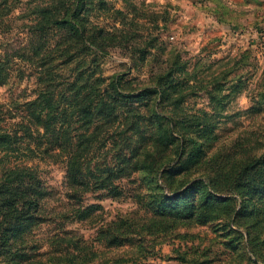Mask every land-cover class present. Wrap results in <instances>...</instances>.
<instances>
[{"label": "trees", "instance_id": "trees-1", "mask_svg": "<svg viewBox=\"0 0 264 264\" xmlns=\"http://www.w3.org/2000/svg\"><path fill=\"white\" fill-rule=\"evenodd\" d=\"M89 2L48 0L36 5L29 25L34 45L27 62L37 70V87L32 98L18 103L16 113L0 103V162L11 155L26 160L3 164L0 169V264H41L43 243L34 232L48 220L44 202L50 193L37 168L26 164L34 159L65 163L66 197L73 206L71 215L64 217L76 220L89 218L101 207L80 205L83 193L103 190L118 197L123 190L116 182L133 173L157 174L162 169V175L175 176L204 165L207 169L201 176L181 191L185 197L152 200L154 224L170 228L181 222L206 224L228 216L244 228L247 241L258 246L264 229V134L252 144L243 137L234 143L235 149L230 146L227 152L208 156L219 133L205 111L194 117L182 111L180 117L175 115L181 96L176 95L172 66L157 74L152 86L134 90H125L122 74L104 77L98 72L97 55H104L117 35L83 22ZM96 2L106 8L104 0ZM48 31L58 32L52 47L40 43ZM10 62L11 56L0 54V87L12 78ZM70 65H74L73 72L67 74ZM217 95L211 94L210 100L220 104L223 98ZM255 97L245 112L259 115L264 113V71ZM145 101L151 103L152 135L133 140L127 131H139L141 125L137 119L128 121L127 115L137 113L136 104L145 105ZM163 103L172 107L164 109ZM122 115L125 120L120 123ZM106 146L117 152L99 168L96 152ZM163 153L173 157L162 160ZM213 192L227 196L215 197ZM137 228L144 226L119 219L101 226L98 235L109 247L122 246L125 234L138 233ZM44 244L53 248L60 262L84 264L95 255L90 244L67 233L54 235Z\"/></svg>", "mask_w": 264, "mask_h": 264}, {"label": "rangeland", "instance_id": "rangeland-1", "mask_svg": "<svg viewBox=\"0 0 264 264\" xmlns=\"http://www.w3.org/2000/svg\"><path fill=\"white\" fill-rule=\"evenodd\" d=\"M91 1L83 22L117 35L107 52L97 55L95 65L104 77L122 74L125 90H134L152 86L155 76L172 66L176 71V95L181 96L175 115L180 117L182 111L194 117L205 111L219 133V139L208 148V156L220 150L227 152L230 146L235 149L234 143H240L243 137L250 144L261 138L264 113L252 115L245 111L256 99L264 71V0H104V9L96 0ZM47 2L0 0V54L11 56L13 69L11 80L0 87V103L12 113L19 111L18 103L33 97L37 87V70L27 62L31 61L29 50L34 45L29 25L36 5ZM124 34L126 38L121 37ZM57 37L58 32L48 31L40 43L52 47ZM73 67L67 68V74L73 72ZM211 94L220 95L222 102L212 103ZM144 104H136L137 113L127 115L128 121L137 119L141 125L139 131H127L133 140L152 135L151 103ZM162 107L169 109L172 105L163 103ZM124 120L122 115L118 121ZM116 152L109 146L97 151L99 168ZM2 155L0 152V158ZM162 156V160L173 157L168 153ZM6 160L0 162V169L3 164L26 161L15 155ZM26 164L37 168L50 193L44 202L48 220L34 232L43 243L41 264H80L58 261L53 248L44 244L48 238L66 233L90 244L95 251L84 264H264V229L259 233L260 244L252 246L244 228L228 216L206 224L181 222L170 228L154 224L152 200L185 197L181 191L201 176L207 169L204 165L175 176L162 175V169L157 174L133 173L116 182L123 190L118 197L108 196L103 190L83 193L80 205L101 207L89 218L76 220L64 217L71 215L73 206L66 197L69 188L64 181L65 163L34 159ZM213 195L227 196L222 192ZM119 219L144 228L126 233L122 246L109 247L99 237L98 229Z\"/></svg>", "mask_w": 264, "mask_h": 264}]
</instances>
